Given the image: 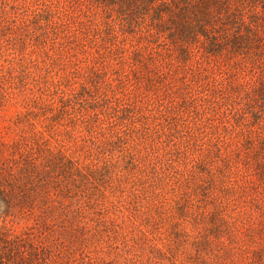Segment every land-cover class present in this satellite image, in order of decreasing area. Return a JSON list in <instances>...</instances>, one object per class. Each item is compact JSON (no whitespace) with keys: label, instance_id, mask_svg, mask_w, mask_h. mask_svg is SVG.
Masks as SVG:
<instances>
[{"label":"trees","instance_id":"obj_1","mask_svg":"<svg viewBox=\"0 0 264 264\" xmlns=\"http://www.w3.org/2000/svg\"><path fill=\"white\" fill-rule=\"evenodd\" d=\"M0 264H264V0H0Z\"/></svg>","mask_w":264,"mask_h":264}]
</instances>
